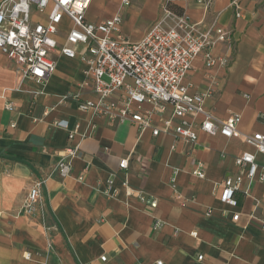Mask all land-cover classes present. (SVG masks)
Segmentation results:
<instances>
[{"label":"crops","instance_id":"1","mask_svg":"<svg viewBox=\"0 0 264 264\" xmlns=\"http://www.w3.org/2000/svg\"><path fill=\"white\" fill-rule=\"evenodd\" d=\"M100 1L93 0L87 19L101 22L120 13L129 37L141 39L166 16L163 0H130L129 6L110 0L111 9L98 12ZM231 2L174 4L201 31L215 24L234 39L232 48L222 41L212 47L215 57L229 60L227 66L208 67L201 54L185 83L191 92L212 88L206 108L221 120L239 114L241 134H264V0H241V17ZM71 26L65 18L61 45ZM86 69L80 56H60L53 75L40 82L25 77L0 50V264H264V180H250L237 163L244 152H254L264 173V155L243 135L200 130L197 142L189 143L84 111L65 96L96 98L92 84L84 86ZM171 112L156 113L160 127ZM60 120L69 128L57 125ZM77 144L70 173H53L65 149ZM124 159L127 166L121 167ZM199 162L204 177L193 174ZM227 178L241 182L235 205L221 200ZM40 179L42 206L23 213L29 188ZM139 192L156 198L157 208L143 203ZM155 218L164 222L160 229L153 228Z\"/></svg>","mask_w":264,"mask_h":264},{"label":"built area","instance_id":"2","mask_svg":"<svg viewBox=\"0 0 264 264\" xmlns=\"http://www.w3.org/2000/svg\"><path fill=\"white\" fill-rule=\"evenodd\" d=\"M122 6H129L130 0H120ZM178 0H168L176 3ZM203 1V0H199ZM93 0H0V50L21 67L25 77L46 82L57 68L60 56L80 59L86 63L88 79L84 86L92 84L95 99H82V93L68 94L67 98L78 101L80 109L92 111L111 121L128 120L140 130L151 129L157 136L173 133L189 143L197 142L199 131L220 133L226 137L243 135L257 153L264 155V134H241L238 129L241 116L231 114L226 119L217 118L206 108L205 101L213 94L191 92L185 78L199 55H204L208 67L227 66V58H217L212 52L216 41L233 47L234 39L228 30L212 25L201 31L186 13L166 8V16L156 21L139 40L127 36L122 28L123 16L114 14L101 22L87 19V11ZM237 17L242 16L241 0H232ZM38 16V17H37ZM68 18L72 26L65 43L58 42L60 26ZM168 20L171 24H168ZM77 46H82L79 52ZM12 102L8 108H12ZM171 107L169 116L163 117L160 127L156 113H165ZM188 116L193 119L189 120ZM199 119V123L196 118ZM195 118V119H194ZM57 125L69 128L65 120ZM77 127L70 131L74 138ZM80 144L65 149L52 172L66 177L72 170V160L78 156ZM237 163L247 168L250 180H264L262 167L254 152L246 151L237 158ZM127 166V159L120 163ZM194 175L204 177V164L198 163ZM44 179L36 180L23 205V213L34 214L42 206ZM175 187V179H173ZM241 187L239 180L227 178L223 181L221 200L236 204L235 191ZM139 199L157 208L158 200L143 192ZM212 210H208L210 214ZM240 214L235 213L234 220ZM164 222L155 218L154 229H160ZM264 231V222L261 224ZM196 233V232H195ZM105 259V256L102 257ZM202 259V256H199ZM158 264H163L159 261Z\"/></svg>","mask_w":264,"mask_h":264},{"label":"rangeland","instance_id":"3","mask_svg":"<svg viewBox=\"0 0 264 264\" xmlns=\"http://www.w3.org/2000/svg\"><path fill=\"white\" fill-rule=\"evenodd\" d=\"M175 3H170L168 2V0H163V6H164V9L166 8H169V9H172L173 6ZM124 8H127V7H124ZM95 9L98 11V12H106L108 11L109 9H111V4H110V0H101L100 1V4L99 5H95ZM173 10V9H172ZM160 20V19H159ZM158 21V20H157ZM127 34H129L128 32H126ZM132 38V39H139L140 37H137V36H134L132 34H129Z\"/></svg>","mask_w":264,"mask_h":264},{"label":"trees","instance_id":"4","mask_svg":"<svg viewBox=\"0 0 264 264\" xmlns=\"http://www.w3.org/2000/svg\"><path fill=\"white\" fill-rule=\"evenodd\" d=\"M174 11H178L177 7L176 6H173L172 8ZM179 12V11H178ZM181 13V12H180Z\"/></svg>","mask_w":264,"mask_h":264}]
</instances>
